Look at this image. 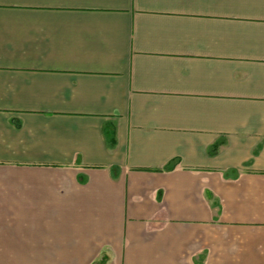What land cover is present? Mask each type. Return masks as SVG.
<instances>
[{"label": "crops", "instance_id": "1", "mask_svg": "<svg viewBox=\"0 0 264 264\" xmlns=\"http://www.w3.org/2000/svg\"><path fill=\"white\" fill-rule=\"evenodd\" d=\"M0 264H264V0H0Z\"/></svg>", "mask_w": 264, "mask_h": 264}, {"label": "trees", "instance_id": "2", "mask_svg": "<svg viewBox=\"0 0 264 264\" xmlns=\"http://www.w3.org/2000/svg\"><path fill=\"white\" fill-rule=\"evenodd\" d=\"M217 149V146H214V148L212 149V152H214Z\"/></svg>", "mask_w": 264, "mask_h": 264}]
</instances>
